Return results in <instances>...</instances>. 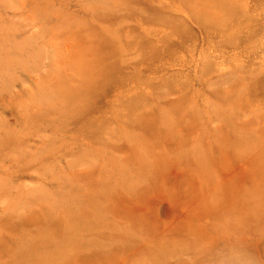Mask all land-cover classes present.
<instances>
[{
	"label": "rangeland",
	"instance_id": "rangeland-1",
	"mask_svg": "<svg viewBox=\"0 0 264 264\" xmlns=\"http://www.w3.org/2000/svg\"><path fill=\"white\" fill-rule=\"evenodd\" d=\"M0 264H264V0H0Z\"/></svg>",
	"mask_w": 264,
	"mask_h": 264
},
{
	"label": "bare ground",
	"instance_id": "bare-ground-1",
	"mask_svg": "<svg viewBox=\"0 0 264 264\" xmlns=\"http://www.w3.org/2000/svg\"><path fill=\"white\" fill-rule=\"evenodd\" d=\"M218 10H220V9H218ZM201 14H204V15H209L210 16V11L208 10V11H202L201 13H200V15ZM219 14H221L220 13V11H219ZM218 16V15H217ZM256 88V87H255ZM253 92V91H252ZM160 120H162L161 118H159ZM53 211V209L52 208H50V210H49V212H52ZM38 237V236H37ZM37 241H39V243H37V244H35L34 246L36 247L37 246V248H35V247H32V251L34 252V253H36V254H39V252H41L40 250H42V248L43 247H41V248H38L39 246H40V243L41 242H43V240L42 239H39V240H37ZM79 245V244H78ZM44 248H46V246L44 247ZM66 249V248H65ZM45 251V250H44ZM57 251H61V249H58V248H55V252L52 250V258H53V255L55 254V253H59V252H57ZM47 254H49V255H51L50 253H47ZM54 259H49V260H46V262H52Z\"/></svg>",
	"mask_w": 264,
	"mask_h": 264
}]
</instances>
